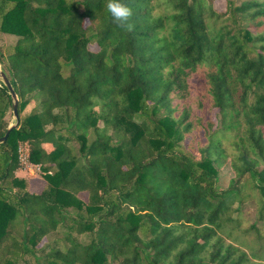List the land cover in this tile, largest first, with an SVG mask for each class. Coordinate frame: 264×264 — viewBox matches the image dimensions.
<instances>
[{"label": "trees", "instance_id": "1", "mask_svg": "<svg viewBox=\"0 0 264 264\" xmlns=\"http://www.w3.org/2000/svg\"><path fill=\"white\" fill-rule=\"evenodd\" d=\"M123 2L0 0V264H264V0Z\"/></svg>", "mask_w": 264, "mask_h": 264}, {"label": "rangeland", "instance_id": "2", "mask_svg": "<svg viewBox=\"0 0 264 264\" xmlns=\"http://www.w3.org/2000/svg\"><path fill=\"white\" fill-rule=\"evenodd\" d=\"M213 3L217 6V7H222L223 5V0H212ZM14 41V39L11 36H7V35H0V46H3L5 44H9L12 43ZM89 47L92 49H96L97 45L95 42H91L89 44ZM2 67V64L0 63V68ZM209 115V114H208ZM8 124L14 123V117L12 115V111H11V107H9L6 111V115H5ZM178 152H185L187 154H193L196 155L197 154V149H196V144L195 142L191 141V138L185 139L181 142L180 146L178 147ZM30 170H19L16 169V175L19 177H23L24 179H26L27 183V188L28 190H33L35 188L34 184H32V176L33 178H37L40 179V181H43V173L42 171L39 169H36L35 167L33 169ZM231 177V172H230V168L227 162H225L224 164H222L219 169H218V186L219 188H224L227 186L228 181Z\"/></svg>", "mask_w": 264, "mask_h": 264}, {"label": "clouds", "instance_id": "3", "mask_svg": "<svg viewBox=\"0 0 264 264\" xmlns=\"http://www.w3.org/2000/svg\"><path fill=\"white\" fill-rule=\"evenodd\" d=\"M105 8L118 27L128 31L133 29L134 25L130 23L133 11L123 0H106Z\"/></svg>", "mask_w": 264, "mask_h": 264}, {"label": "water", "instance_id": "4", "mask_svg": "<svg viewBox=\"0 0 264 264\" xmlns=\"http://www.w3.org/2000/svg\"><path fill=\"white\" fill-rule=\"evenodd\" d=\"M0 79L4 83V85L6 86L8 92L11 96V111H12V115H13L14 120H15L14 123L8 124L4 134L2 136H0V142H3L7 138L10 129L18 124L19 117H18V111H17V95H16V92L14 91L7 74L1 68H0Z\"/></svg>", "mask_w": 264, "mask_h": 264}, {"label": "built area", "instance_id": "5", "mask_svg": "<svg viewBox=\"0 0 264 264\" xmlns=\"http://www.w3.org/2000/svg\"><path fill=\"white\" fill-rule=\"evenodd\" d=\"M17 159H18V169L19 170H30L34 167L36 169H40L39 164H34L29 161L28 155H29V146L28 143L25 141H18L17 147Z\"/></svg>", "mask_w": 264, "mask_h": 264}, {"label": "crops", "instance_id": "6", "mask_svg": "<svg viewBox=\"0 0 264 264\" xmlns=\"http://www.w3.org/2000/svg\"><path fill=\"white\" fill-rule=\"evenodd\" d=\"M31 181H32V184H34L35 188L33 190H29V191L38 193L44 184V179H43V181H40V179H37L35 177L33 178V176H32Z\"/></svg>", "mask_w": 264, "mask_h": 264}]
</instances>
